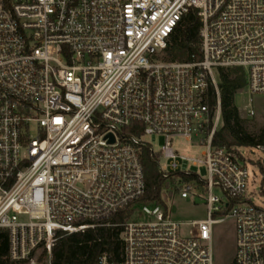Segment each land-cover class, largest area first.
Listing matches in <instances>:
<instances>
[{"label": "built area", "instance_id": "2783aa9c", "mask_svg": "<svg viewBox=\"0 0 264 264\" xmlns=\"http://www.w3.org/2000/svg\"><path fill=\"white\" fill-rule=\"evenodd\" d=\"M192 10L199 53L165 61ZM228 69L244 72L250 96L264 95V0H0V230L10 260L51 264L59 232L113 226L120 257L103 253L96 264H215L214 228L233 220V264H264V205L250 191V167L264 173V145H213L222 126L215 71ZM146 137L163 138V149ZM177 138L205 148L190 161L207 179L178 168ZM145 149L163 177H196L176 178L174 189L208 207L196 235H183L163 205L139 203ZM127 210V220L110 222Z\"/></svg>", "mask_w": 264, "mask_h": 264}, {"label": "trees", "instance_id": "16d2710c", "mask_svg": "<svg viewBox=\"0 0 264 264\" xmlns=\"http://www.w3.org/2000/svg\"><path fill=\"white\" fill-rule=\"evenodd\" d=\"M200 28L198 12L190 11L170 37L164 51V60L188 62L192 55H197L200 51ZM220 76L222 127L216 132L213 145L227 148L264 145V126L257 132H250L235 104L237 95L246 88L244 72L240 69L221 70ZM215 105L216 95L212 92L209 106L214 109ZM141 160L145 172L146 194L139 199V203L165 206L162 192L167 182L174 183L178 177L185 181H197L194 175L185 177L180 173L170 174L168 178L163 177L159 172L158 158L153 157L146 149L143 150ZM130 213V210L123 211L113 216L110 222L112 224L124 222L129 218ZM121 232L120 227L113 226L97 227L74 234L59 232L52 249L51 264H96L103 253L109 254L114 260L118 259L122 252ZM46 258L44 252L40 261H45ZM0 264H26L10 260L9 233L6 230H0Z\"/></svg>", "mask_w": 264, "mask_h": 264}, {"label": "rangeland", "instance_id": "374dc122", "mask_svg": "<svg viewBox=\"0 0 264 264\" xmlns=\"http://www.w3.org/2000/svg\"><path fill=\"white\" fill-rule=\"evenodd\" d=\"M215 77L218 82L221 78L215 71ZM252 99V107L255 110V116L249 118L246 109L249 107V100ZM235 104L239 109L241 118L245 121V125L250 132H257L264 126V95L250 96L245 89L237 95ZM222 127V126H221ZM145 141L152 145L155 152H160L164 146V139L160 137H146ZM173 148L177 151L180 158L176 160L177 166L181 171H190L200 176L202 179L208 178L206 167L197 164L194 165L190 160L202 159L204 147L199 145L197 141L190 142L185 139H174ZM253 160L257 159V155L249 154ZM162 167H168L169 161H161ZM250 171L256 174V183L251 185V190H255L254 203L256 205H264V173L258 167H250ZM175 182L169 183L163 189L162 199L165 203V209L170 218L182 224V234L194 236L197 234V223L208 219V207L206 204H197L193 197L182 199L179 194L174 192ZM263 192V194H261ZM214 195L223 198L224 195L219 188L214 190ZM207 196L204 197L206 199ZM195 223V224H194ZM213 250L215 256V264H232L236 255V232L233 220H227L214 228Z\"/></svg>", "mask_w": 264, "mask_h": 264}, {"label": "water", "instance_id": "95a60500", "mask_svg": "<svg viewBox=\"0 0 264 264\" xmlns=\"http://www.w3.org/2000/svg\"><path fill=\"white\" fill-rule=\"evenodd\" d=\"M197 204H205V201H201L199 198H195Z\"/></svg>", "mask_w": 264, "mask_h": 264}]
</instances>
